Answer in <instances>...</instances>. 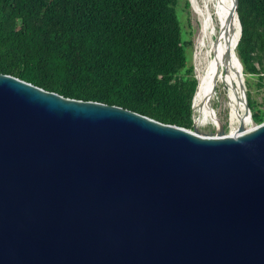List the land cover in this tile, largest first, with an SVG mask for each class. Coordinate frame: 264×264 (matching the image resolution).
I'll list each match as a JSON object with an SVG mask.
<instances>
[{"label":"water","instance_id":"95a60500","mask_svg":"<svg viewBox=\"0 0 264 264\" xmlns=\"http://www.w3.org/2000/svg\"><path fill=\"white\" fill-rule=\"evenodd\" d=\"M235 19L234 132L203 134L194 120L163 123L0 72V264H264V120L243 126L252 118L230 0Z\"/></svg>","mask_w":264,"mask_h":264},{"label":"trees","instance_id":"16d2710c","mask_svg":"<svg viewBox=\"0 0 264 264\" xmlns=\"http://www.w3.org/2000/svg\"><path fill=\"white\" fill-rule=\"evenodd\" d=\"M178 0H0V72L65 97L127 108L192 128L197 79ZM185 5L189 3L186 0ZM235 47L264 72V0H237ZM255 123L264 110H253Z\"/></svg>","mask_w":264,"mask_h":264},{"label":"bare ground","instance_id":"6f19581e","mask_svg":"<svg viewBox=\"0 0 264 264\" xmlns=\"http://www.w3.org/2000/svg\"><path fill=\"white\" fill-rule=\"evenodd\" d=\"M188 1L195 27L192 57L197 89L193 99V112L199 115L201 124L208 120L219 122L212 103L218 96L223 108L228 110L229 121H240L243 116V93L237 87V76L233 72L235 61L230 62L226 55L228 37L235 32L231 37L233 41L238 29L236 19L233 24L226 20L230 0ZM225 90L228 100L223 98ZM248 120L247 117L243 122ZM217 122L215 124L219 127ZM234 131L235 129L230 132Z\"/></svg>","mask_w":264,"mask_h":264},{"label":"rangeland","instance_id":"374dc122","mask_svg":"<svg viewBox=\"0 0 264 264\" xmlns=\"http://www.w3.org/2000/svg\"><path fill=\"white\" fill-rule=\"evenodd\" d=\"M186 0H178L177 4V14L180 20L182 35L184 39L190 40L191 44L187 48L188 54V65L193 67V72L195 75V69L193 64V50H194V32L195 27L193 24L194 16L191 12L190 6L185 5ZM188 1V0H187ZM189 3V1H188ZM263 66H264V58H263ZM243 72V70H242ZM264 77V72H263ZM243 80L245 85V93L246 97L250 102V107L255 110L260 108L264 110V78L261 80L256 74H248L243 72ZM217 93V91H216ZM223 98L228 100L227 92L224 91ZM213 106L216 109V115L218 121V125H222L223 130L226 133H229L231 130L236 129L239 126L240 121H234L231 123L228 119V110L223 108L220 98L216 96L215 100H212ZM195 124L197 125V129L203 134H214L219 131V128L216 126L215 122L212 120H208L206 123H199V115L197 113H193ZM253 120L249 119L246 123L243 122L244 127H251L253 125Z\"/></svg>","mask_w":264,"mask_h":264},{"label":"built area","instance_id":"2783aa9c","mask_svg":"<svg viewBox=\"0 0 264 264\" xmlns=\"http://www.w3.org/2000/svg\"><path fill=\"white\" fill-rule=\"evenodd\" d=\"M263 76V72L260 73Z\"/></svg>","mask_w":264,"mask_h":264}]
</instances>
